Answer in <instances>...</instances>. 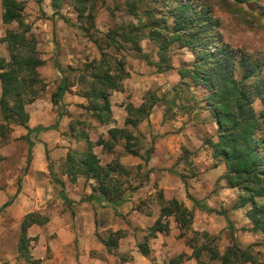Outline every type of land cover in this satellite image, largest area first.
Here are the masks:
<instances>
[{
	"label": "rangeland",
	"instance_id": "rangeland-1",
	"mask_svg": "<svg viewBox=\"0 0 264 264\" xmlns=\"http://www.w3.org/2000/svg\"><path fill=\"white\" fill-rule=\"evenodd\" d=\"M17 1L25 2L23 10L24 21L31 26V34L37 42L36 49L40 35L50 33V27L56 24L54 18L57 16L58 20L75 31L76 44L81 47L84 53L82 57H86L87 62H81V66L75 69L69 66L62 68L58 83L56 82L49 88L48 84L44 82L42 86H38V97L26 105V111L29 114L28 127L31 132L22 127L11 126L5 136L1 138L3 144L10 146L8 153L12 157L13 164L17 163V165L23 166L16 176L14 185L16 192L8 199L9 201L11 200L10 205L0 209V215L4 217L7 209L13 205L12 212L6 215V218H11V220L7 233H2L6 239L0 252L7 255L10 253L12 256V259L3 264H40L41 260H33L31 263L27 262L26 258L31 259L33 252L40 253L43 261L48 264H82L79 262L78 240L70 238L69 234L63 232L61 227L65 226L69 230V227H71L70 221L62 222L59 219L53 222L50 218L52 214L61 215L65 211L62 201L65 204L69 201H65L63 195L68 199L75 193L77 195L80 193L79 199L84 200L92 194V191L91 194H86L84 190L91 189V186L94 185L93 180L88 181L83 177H78L72 182L65 174L64 163L67 154L68 152H83L87 146L86 138L94 143L93 152L97 155L102 165L112 161L120 162V157L124 152L122 150L123 142L120 139L111 148H103V146L98 145V141H108L106 132L108 130H106V127L109 125L98 124L91 113L85 110V107L88 106V100L82 97L81 94L87 89V85L80 80V77L85 72L87 74L91 72L90 68L86 69L88 63L94 59H100V54L94 44L97 41L104 48L105 55L109 57L110 67L114 65L115 60L121 61L125 72L128 73L126 78H130L129 72H133L138 77L144 78L147 76L149 79V83L144 84V87L141 88L139 82L134 83L135 87L127 84V91L129 92L132 89L135 95L133 96V92H130L126 96L127 101L123 100L121 102L122 105L129 104L130 100L134 103H138L141 100L144 103L155 100L164 104L166 119L171 117L173 111L177 110L178 115L176 116L180 118L189 109L195 108L197 110L199 108L197 110L199 119L208 120L210 116L205 110L206 104L203 102L206 94L200 87L180 85V80H176L172 74L173 71L158 73L153 65L148 64V61L149 63H157L159 61L156 43L149 38V30L142 28L143 24H147L150 21L147 16L148 13H154L153 19H156L163 14H167V9L174 7L176 1L185 0H130L136 7L134 15L128 11V0H94L92 21L78 18L67 1L63 3L56 13L52 8L51 0H41L39 4L37 3L38 0ZM189 1L196 11L204 12L207 9L211 11L212 17L218 22L215 32L218 33L222 42L236 52L248 55L251 60L262 62L264 70V0ZM0 9V33L3 35L1 38H3L7 30L17 31L18 27L16 24L4 25L1 21L2 7ZM85 30L88 32H85ZM123 31H131L133 39L125 41L122 37ZM107 33L113 35V42L106 39L105 35ZM2 45L6 47L5 55L7 59H5L8 60L7 46L5 43L0 42V46ZM138 47H140L139 51L137 50ZM72 49L71 42L69 44V40H67L62 49L58 48L57 56H60V59H67L66 54ZM90 49L92 50L90 51ZM94 51L98 55L97 58L92 55ZM143 54L147 57V61L142 59ZM162 57L164 58L162 67L165 68L167 65H172L173 70L176 72L194 60V54L190 49L179 48L177 44H172L163 51ZM76 58L79 61L81 60V58ZM57 65L60 69V64ZM63 78L65 79L66 90L60 94ZM126 78L121 84L126 81ZM125 83L128 82L126 81ZM59 102L62 103L64 112L58 120L61 111ZM254 107L257 111L261 109L259 102H255ZM55 124L54 129L46 130L47 127ZM127 129L135 138V141L131 140L132 145L135 144L134 149L142 151L143 156L146 157L148 150L154 145L156 136L146 138L144 135L136 133L132 127ZM40 139L46 141L40 150L45 168L37 171L30 170L34 156L39 153L38 148L36 150L34 145L41 142ZM191 153L182 151L180 157L175 161V165L167 169L170 173L178 176L187 186L188 182L185 178L193 175L196 171L195 166H191L194 163ZM139 165H141L140 170L135 169L137 165L124 166L129 170V175L117 176L123 184L122 189H137L146 182L147 179L144 176L146 166H143V164ZM175 166L177 169H174ZM239 195L237 202L239 201ZM8 200H2L0 208ZM236 203L235 205L237 206L238 204ZM243 209L246 212L249 207ZM142 211H146V209H142ZM222 212L223 210L220 213ZM31 213L38 214L35 219L42 223L31 225L27 229L28 251L23 257L18 252L20 225L23 218ZM166 221L170 225V221L168 219ZM248 226L251 227L250 222ZM249 227L242 225L239 228L233 227L231 231L223 229L216 234L205 232L209 237L206 240L202 239L200 235L194 236L192 231L201 232L191 228V230L186 229L184 231V238L178 237V239H183L185 243L187 240L196 239L198 247L206 245L207 251L201 255L199 261H195V264H217V262L209 260V251L216 249L222 254L233 241L239 242V237H247L248 241L244 242L245 246H243V249L249 251L256 264H264V238L260 234L248 237L247 231L242 229H248ZM176 229L180 234L179 229ZM110 232H102L99 237L107 240ZM142 232L140 237L147 234L146 229L142 230ZM74 249L77 252L70 254V251ZM175 258L168 259V263L170 264ZM33 259L35 258L33 257ZM150 260H152V257H150ZM185 260L188 259H182L181 263H184Z\"/></svg>",
	"mask_w": 264,
	"mask_h": 264
},
{
	"label": "trees",
	"instance_id": "trees-1",
	"mask_svg": "<svg viewBox=\"0 0 264 264\" xmlns=\"http://www.w3.org/2000/svg\"><path fill=\"white\" fill-rule=\"evenodd\" d=\"M55 13L67 1L78 18L88 21L93 19L94 0H51ZM41 0H38L39 4ZM128 11L134 15L135 4L130 0ZM1 21L4 25L16 24L17 31L7 30L0 42L5 43L9 53V59L0 57V136L4 137L10 126H18L31 132L28 127L29 114L26 105L34 101L39 95L38 86L43 85L40 74L44 62L40 59L36 49V40L31 34V26L24 21L23 10L25 2L17 0H1ZM154 13H148V23L142 28L149 30V38L158 47L159 61L151 63L157 68L158 73L172 70V65L162 67V57L170 45L177 44L179 48L190 49L194 54V60L181 67L177 73L180 77V85L188 87H200L206 94L205 110L217 125V141L207 140L206 143L212 150V156L216 161L223 162L226 167L224 179L227 186L236 189L239 201L236 207L249 209L245 212L251 227L242 229L251 233H259L264 238V70L259 60H251L246 54H240L230 46L222 42L216 31L218 22L212 17L211 11H196L189 0L176 1L175 6L167 9V14L153 19ZM169 21L171 22L169 24ZM137 29V27H135ZM85 32H88L85 30ZM131 31L122 32L125 41L133 39ZM106 39L113 42V35L107 33ZM99 60H92L86 66L91 70L85 72L80 80L84 81L87 89L81 94L88 100L85 110L90 112L95 121L100 125H110L112 118L109 97L113 91H121V82L128 76L121 61H114V67H110L109 57L105 55L104 48L95 41ZM140 50V47L137 49ZM113 70V71H112ZM88 80V81H87ZM60 94L65 90V79H62ZM260 101L262 110L254 109V102ZM157 101H148L135 108L131 104L126 106L127 118L124 127L108 129V141H98L103 148H111L119 139L123 143V152L138 156V149H134L131 140L135 141L133 134L127 129L135 128L141 121L146 120L152 107ZM58 120L64 110L62 103ZM56 126L47 127L46 130ZM86 149L83 152H68L64 169L70 181L78 177L93 180L92 194L83 201H101L116 207L124 203L134 189H122L123 184L117 176L129 175L120 162L112 161L102 165L93 152V144L88 138ZM47 158V155H46ZM48 159V158H47ZM49 160V159H48ZM144 159V163L148 162ZM141 169V165L135 167ZM148 178V172L145 173ZM65 201H68L67 197ZM188 198L191 197L188 195ZM161 202L160 218L147 229L144 238L146 242L157 233H168L169 217H173L177 228L181 232L179 238H184V231L191 230L193 213L176 199ZM7 202L2 208H6ZM38 214L26 215L20 225V238L18 252L21 256L27 254V229L34 224L42 222L35 219ZM233 229V228H232ZM194 236L200 235L202 239H208L205 232L192 231ZM122 237L120 231L110 232L109 238L100 241L110 253L116 250L118 240ZM186 245L192 250L191 256L199 261L201 255L207 251L206 245L197 246V240H187ZM140 253L148 256L146 243L139 247ZM188 258L181 254L171 261L178 264L182 259ZM209 260L217 264H256L253 256L247 249H243L238 241L232 244L220 254L216 249L209 251ZM27 262L33 259L26 258Z\"/></svg>",
	"mask_w": 264,
	"mask_h": 264
},
{
	"label": "crops",
	"instance_id": "crops-1",
	"mask_svg": "<svg viewBox=\"0 0 264 264\" xmlns=\"http://www.w3.org/2000/svg\"><path fill=\"white\" fill-rule=\"evenodd\" d=\"M54 21L56 24L50 27V33L40 35L37 46L39 57L44 62L40 74L44 83L48 84V88L56 82L58 83L62 68L69 66L75 69L81 66V62H87V58L82 57L84 53L81 47L76 44L75 31L58 20L57 16H55ZM97 27L99 28L98 25ZM2 36L0 33V38ZM67 40H69V44L71 42L73 49L67 52V59L63 57V59H60V56H57L58 48L62 49ZM5 51V45L0 46V57L7 59ZM92 55L98 57L95 51ZM76 57L81 58V60L79 61ZM142 59L147 61L144 54ZM57 64H60V69ZM148 64L151 63L148 61ZM171 71H173L172 74L176 80H180L178 73L173 69ZM129 74L130 78H126L128 83H125L126 81L122 83V90L113 91L110 95V106L114 122L107 126L106 130L112 127H124V121L128 116L126 112L127 105L131 104L133 107L138 108L145 104L142 100L138 103L130 100L127 105L121 104L123 100L127 101L126 96L133 92L132 89L129 92L127 91V84L135 87L134 83L139 82L141 88L144 87V84L149 83L147 76L141 78L133 72H129ZM134 95L135 92H133ZM255 102H259L261 105L260 101ZM197 110L191 108L180 118L176 116L178 115L176 110L173 111L169 119H166L164 104L156 102L148 118L133 128L136 133L138 132L146 138H150V136H156V138L146 157L143 156L142 151H139L138 156L124 153L120 157V163L123 166L143 164V166H146V173L148 172L146 182L141 187L133 190L124 203L113 207L98 200L81 202L79 199L80 193L78 195L75 193L72 197H68L69 202L67 204L62 201L65 211L61 215L52 214L50 216L53 222L59 219L62 222L70 221L71 227H69V230L65 226L61 227L63 232L69 234L70 238L78 240L79 262L82 264H169L168 259L186 254L188 260H185L184 263H181V261L178 264H195L196 260L189 258L192 250L186 246L183 239H178L179 232L176 229L177 225L173 217L168 218L170 221L168 233H157L146 242H144V238L147 234L140 237V234L143 233L142 230H147L160 218V195L164 201L176 199L192 211L191 228L193 230L216 234L223 229L231 231L233 227L239 228L242 225L249 227V221L245 217V209L235 206L240 193L236 189L227 186L224 179L226 167L223 162L216 161L213 158L212 150L206 143L207 140L217 141V125L211 117H208L206 121L204 119L200 120ZM261 110L262 107L259 111H256L260 112ZM1 138L3 137L0 136V204L2 200H8L16 192L14 186L16 176L23 166L17 165V163L13 164L12 157L8 153L10 146L3 144ZM40 141L34 145L36 150L38 148L39 153L34 156L30 170L37 171L45 168L40 150L46 141L44 139H40ZM182 151L185 153L192 152L194 163L191 166L196 168L193 175L185 178L188 186L178 176L167 170L175 165V161L180 157ZM144 158L149 159L146 164L142 160ZM174 169H177L176 166ZM84 191L86 194H91L90 188ZM188 195L191 199L188 198ZM7 202L10 203L11 200ZM12 206L7 209L6 215L12 212ZM2 207L0 209H4ZM142 209H146V211H142ZM221 210H223L222 213H220ZM6 215L4 217L0 215V249L6 239L2 233H7L10 226L11 218L7 219ZM241 216L242 218H240ZM106 231H120L122 233L116 250L110 253L99 239V235ZM256 234L259 233L247 232L248 237ZM243 238L239 237V243L242 247L245 246L244 242L248 241L247 237L244 240ZM143 243H146L148 249L149 254L147 257H144L138 248ZM75 250L70 251V254H75L77 252ZM32 255L35 258L32 257L33 260L42 261L40 264H48L43 261L40 253L33 252ZM150 257H152V260H150ZM10 259H12L10 253L7 255L0 252V264Z\"/></svg>",
	"mask_w": 264,
	"mask_h": 264
}]
</instances>
